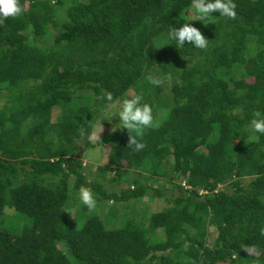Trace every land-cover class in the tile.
I'll return each instance as SVG.
<instances>
[{
	"label": "trees",
	"instance_id": "trees-1",
	"mask_svg": "<svg viewBox=\"0 0 264 264\" xmlns=\"http://www.w3.org/2000/svg\"><path fill=\"white\" fill-rule=\"evenodd\" d=\"M20 2L23 13L0 23V264H264V136L249 130L264 112V0H235V19L207 25L180 17L191 0ZM185 22L206 49L168 40ZM129 90L159 127L136 137L139 152L126 129L92 144L103 97ZM104 143L107 161L84 173L83 153ZM81 186L102 212L109 200L167 206L144 220L111 207L108 228L69 201Z\"/></svg>",
	"mask_w": 264,
	"mask_h": 264
},
{
	"label": "clouds",
	"instance_id": "clouds-1",
	"mask_svg": "<svg viewBox=\"0 0 264 264\" xmlns=\"http://www.w3.org/2000/svg\"><path fill=\"white\" fill-rule=\"evenodd\" d=\"M236 7L235 0H191L189 14L180 15V17L186 21L185 16L195 15V21H201L204 25L209 22L214 24V14L223 18L235 19L237 16ZM22 13L23 7L20 0H0V23L9 17L14 18ZM167 38L174 43L177 50L186 45L203 50L208 47L209 42L197 27L188 22L183 23L179 28L170 25ZM145 78L150 84L156 86L162 82L151 74L146 75ZM103 99L115 105L111 118L114 116L118 118L116 129H126L130 133L128 148L136 152L142 150L145 144L136 137L140 136L144 129L159 127V121L154 118V109L150 103L145 101L143 93L129 94L117 101H113L112 94L107 93ZM249 125L250 139L256 140L259 139V136H264V112L254 111ZM133 132L136 133V136L131 135ZM77 195L79 204L83 205L88 212L96 209L97 200L91 188L81 186ZM245 250L253 254L251 248L246 247Z\"/></svg>",
	"mask_w": 264,
	"mask_h": 264
},
{
	"label": "rangeland",
	"instance_id": "rangeland-1",
	"mask_svg": "<svg viewBox=\"0 0 264 264\" xmlns=\"http://www.w3.org/2000/svg\"><path fill=\"white\" fill-rule=\"evenodd\" d=\"M66 4H70L68 1H66ZM192 17V15L190 16ZM168 84V83H167ZM79 95L82 93H78ZM129 94H133V91L129 90L126 95ZM3 101L0 100V108L3 106ZM114 107L115 105L109 104L106 106L105 110L101 112L100 115L95 116V121H94V127L93 130L91 132V140L90 142L92 144H95L96 139L98 138H103L105 135H115L117 130L116 129V124L118 123V118L117 117H112V112L114 111ZM186 110H191L190 106H187ZM59 116V110L58 108H54L52 110L51 113V121L52 123H57V117ZM115 129V130H114ZM83 152L82 149V145L80 146V154ZM110 152V145L108 143H104V144H100V145H96L93 148H89L87 149L84 153H83V158H82V162L84 166L89 165L88 167L84 168V173H87L88 170L90 169L91 171H96V168L98 166H102L108 158V154ZM91 179V177H89ZM95 177H93L92 179H94ZM97 181L101 182L105 187L104 189L111 193L112 190H114L115 185H111L106 183V181H101L100 179L96 178ZM123 186V185H122ZM154 186H156V189H166V190H170V187L168 185L165 184H161V183H155ZM117 188H115L116 190ZM78 191L77 192H73L72 195H70L71 199H69V201H74L77 200L76 202H78ZM75 202V203H76ZM74 203V204H75ZM132 202H129L127 204L125 203H120V204H115L112 201H102L101 202V206L102 208L106 209L107 211L102 212L98 210V207H96V209L94 211H92L91 213L97 214L100 216V220L102 221V223L108 227V228H112L114 226V222H115V218H116V214L117 215H122L123 213H128L129 217H136L139 220H144V217H148L150 214L156 213L161 211L163 208H165L167 206V204L165 203V201L163 200V198H155L153 200H139L134 204V207H132ZM76 206V205H75ZM111 207H115V209L117 210V213L115 214L113 210H111ZM110 210H109V209ZM136 211L138 214L135 215L134 212L132 211ZM9 214H11V211H8ZM145 213V214H144ZM84 213V216L85 217ZM72 215V214H71ZM125 221L124 223L127 221L126 218H123ZM210 236H209V241L213 240V235H214V229H210ZM100 264H108V259L107 260H99Z\"/></svg>",
	"mask_w": 264,
	"mask_h": 264
}]
</instances>
